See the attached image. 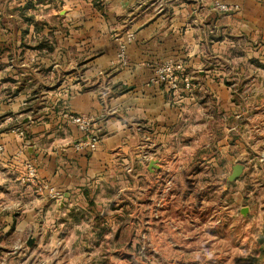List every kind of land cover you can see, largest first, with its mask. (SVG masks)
<instances>
[{"label":"crops","instance_id":"crops-1","mask_svg":"<svg viewBox=\"0 0 264 264\" xmlns=\"http://www.w3.org/2000/svg\"><path fill=\"white\" fill-rule=\"evenodd\" d=\"M0 32V236L38 237L49 223L71 221L94 185L127 168L131 186L147 191L170 161L185 168L187 154H220L227 168L239 162L243 174L250 166L264 174V0H0ZM129 32L122 65L115 37ZM167 61L181 66L177 88L151 82ZM185 77L194 87H185ZM237 91L257 99L242 104L235 122ZM70 112L99 122L96 151L73 148L82 134L65 121ZM26 161L39 182L64 191L60 203L22 180ZM173 201L167 195L163 212ZM161 217L164 228L174 220ZM147 218L154 238L155 220Z\"/></svg>","mask_w":264,"mask_h":264},{"label":"rangeland","instance_id":"rangeland-1","mask_svg":"<svg viewBox=\"0 0 264 264\" xmlns=\"http://www.w3.org/2000/svg\"><path fill=\"white\" fill-rule=\"evenodd\" d=\"M14 34L12 42H16ZM77 38L75 32V42ZM222 51L224 56L225 48ZM237 53L241 54L240 48ZM248 53L257 54L252 48ZM237 92L235 122L245 112L242 104L257 99ZM200 97L209 104L215 101L206 91ZM198 157L187 154L186 167L179 172L176 160L170 161L171 170L156 177L148 191L131 186L129 168L105 177L93 186L71 221L49 223L45 233L31 236V246L28 233L0 236V264H264V244L259 242L264 234V189L260 187L264 174L250 166L230 182L233 167L225 166L222 155L213 160ZM236 191L244 196L236 197ZM172 194L174 201L163 212V201ZM240 205L251 209L245 217ZM67 214L62 210L60 215ZM162 214L174 218L166 228L159 221ZM147 217L155 220L154 238L146 228Z\"/></svg>","mask_w":264,"mask_h":264},{"label":"built area","instance_id":"built-area-1","mask_svg":"<svg viewBox=\"0 0 264 264\" xmlns=\"http://www.w3.org/2000/svg\"><path fill=\"white\" fill-rule=\"evenodd\" d=\"M217 7L221 10H227L228 6L226 4H222L217 2ZM134 35L132 32L127 33L124 37H120L117 39L118 41V49H117V59L120 64L127 65L128 63V45L133 40ZM181 66L178 63L173 61H167L162 65L158 66L155 69V75L151 78L152 83H164L168 84L172 88H177V76L176 71ZM185 87L191 88L194 87V84L189 80L188 77H185ZM65 121L70 124H74L80 130L82 136L80 139L73 143V148L76 151H88L94 152L98 149L102 135H101V126L99 122L92 116L87 113H75L70 112L66 113ZM16 131L19 135H23L24 132L20 128H16ZM5 153V147L3 144H0V156ZM26 169L27 173L22 178L24 182H31L36 185V188L39 191L46 192L52 200L57 203H60L65 198V193L63 190L58 189L54 185H52L48 181L39 182V176L37 172V168L32 161H26Z\"/></svg>","mask_w":264,"mask_h":264},{"label":"water","instance_id":"water-1","mask_svg":"<svg viewBox=\"0 0 264 264\" xmlns=\"http://www.w3.org/2000/svg\"><path fill=\"white\" fill-rule=\"evenodd\" d=\"M158 167V163L156 160H151L150 164H149V168L151 170H153L154 168ZM244 164L242 163H236L233 165V168H232V172L231 174L228 176V180L230 182H233L235 180H237L242 174H243V171H244ZM249 211V207H244L241 212L243 215H247ZM34 243V238L33 237H30L28 240H27V244L28 245H32Z\"/></svg>","mask_w":264,"mask_h":264},{"label":"trees","instance_id":"trees-1","mask_svg":"<svg viewBox=\"0 0 264 264\" xmlns=\"http://www.w3.org/2000/svg\"><path fill=\"white\" fill-rule=\"evenodd\" d=\"M259 242L264 244V234L259 237ZM261 255L264 257V247L261 249Z\"/></svg>","mask_w":264,"mask_h":264}]
</instances>
